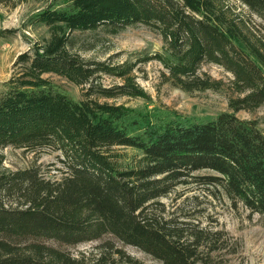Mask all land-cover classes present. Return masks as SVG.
<instances>
[{"label":"trees","instance_id":"16d2710c","mask_svg":"<svg viewBox=\"0 0 264 264\" xmlns=\"http://www.w3.org/2000/svg\"><path fill=\"white\" fill-rule=\"evenodd\" d=\"M237 1L264 25V0ZM34 21L50 37L16 58L0 91V264H143L124 247L163 264H215L219 234L167 216L162 202L191 182L219 188L233 207L264 222V133L257 121L238 117L264 107V33L222 0H52ZM140 25L162 36L155 55L121 64L74 52L77 33L115 36ZM151 62L163 66V85L183 93L225 91L229 112L202 123L150 120L110 103L151 101L135 75ZM215 64L229 82L203 72ZM53 75L81 88L83 99L61 91ZM103 77L117 83L107 87ZM11 147L59 152L60 178L40 166L2 171ZM121 148L141 155L126 164ZM203 171L212 174L196 175ZM88 242L99 245L69 250Z\"/></svg>","mask_w":264,"mask_h":264},{"label":"rangeland","instance_id":"374dc122","mask_svg":"<svg viewBox=\"0 0 264 264\" xmlns=\"http://www.w3.org/2000/svg\"><path fill=\"white\" fill-rule=\"evenodd\" d=\"M230 6L240 19H245L256 32L264 33L261 18L252 15L249 9L237 0H222ZM52 0H25L17 8L0 4V31H12L4 38H0V91L3 83L13 75L12 66L16 58L32 47L33 44L48 40L49 30L45 25L36 24L35 17L46 8ZM63 1L58 2L57 8H64ZM78 38L75 53L87 61H107L125 63L145 55H155L164 46L162 36L152 32L148 27L140 25L129 27L118 35H106L103 31L96 33L76 34ZM141 72L135 74L141 88L149 95L151 101L122 98L110 103H117L129 107L136 112L144 113L150 120L158 117L164 119L173 116L189 118L202 123L215 119L218 115L229 112L228 93L225 91H205L201 93H183L170 85H163L160 76L163 66L158 62L144 65ZM203 72L213 79H222L229 82L228 74L218 65H205ZM52 81L71 98L77 101L83 99L82 90L73 83L56 75ZM103 84L107 87L117 82L103 77ZM238 117L242 120H255L264 133V107L250 113L241 112ZM120 153L125 156V163L129 164L135 156L141 154L132 148H121ZM6 161L2 171L12 172L25 170L33 166H40L43 172L52 179L60 178L57 168L59 152L49 150L35 154L13 147L3 151ZM212 174L209 171L198 172L203 176ZM166 213L169 217L197 223L201 229L219 234L221 239L220 250L212 253L215 264H264V222L261 216L251 214L242 205L233 207L231 201L219 188L202 187L191 182L178 187L172 195L164 198ZM99 245L98 242H88L69 250L78 254L92 251ZM127 254L139 259L143 264H163L150 255H145L135 247H124ZM207 252V249H205Z\"/></svg>","mask_w":264,"mask_h":264}]
</instances>
